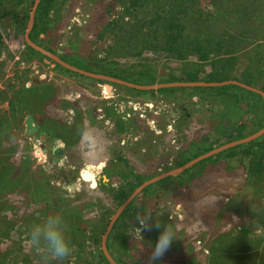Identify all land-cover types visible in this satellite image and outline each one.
<instances>
[{
	"label": "rangeland",
	"instance_id": "obj_1",
	"mask_svg": "<svg viewBox=\"0 0 264 264\" xmlns=\"http://www.w3.org/2000/svg\"><path fill=\"white\" fill-rule=\"evenodd\" d=\"M30 1L2 0V6L25 12ZM239 1L241 6L251 3L249 9L261 10L264 16V6L256 7L264 0H230L229 3ZM195 2L187 3L183 12L187 33L195 29L205 34L204 37L223 35L226 44L229 36H236L237 43L228 47L230 51L219 48L208 50L205 59L195 54L177 59L155 48L153 39L148 43L137 42L138 34L130 40L136 41L132 44L136 45L138 54L124 55L116 50L118 39L127 36L123 31L119 33L120 23L128 21L137 27L136 24L150 19V14L142 15L143 12L152 11L148 4L147 8L129 6V11L123 13L127 0H52L45 21L57 27L48 35L38 33L37 39L48 37L44 44L92 68L106 65L134 75L146 69L156 80L185 77L187 73L208 78L212 72H219L214 77L220 79L224 75L264 89V24L253 20L243 25L234 20L227 0ZM108 6H114L106 19L110 28L96 38L102 22L93 26L94 19L99 9ZM26 23L15 25L10 17L0 20V90L6 93L0 98V114L8 113L7 99L13 89L44 83L54 85L55 95L44 107L46 114L62 124L73 123L77 113L85 114L86 122L90 117L101 129L100 153L95 155L96 144L92 142L91 147H82L85 141L77 143L79 146H65L56 138V144L64 152L49 167L53 155L49 153V145L54 138L45 140L44 133L38 130L45 143L33 144L31 135L24 133L25 112L17 113V121L0 137V171L2 159L9 154L13 153L17 162L28 155L32 160L30 168L42 176L40 184L48 188L41 189L39 196H32L25 189L28 179H23L15 192L0 194V205H5L0 208V264H104L99 255L100 239L109 218L123 201L118 204L113 192L127 191L135 182L168 170L175 173L152 182L113 222L110 248L117 264H147L149 242H155L158 231L149 224L141 232L143 239L136 238L133 229L137 218L171 226L175 240L166 252L180 250L186 264L219 247L223 257L228 254L229 264L235 263L238 256L251 264H264V238L255 237L253 232L257 224L264 225V179L261 173L249 171L256 161L255 145L237 144L177 171L183 158L224 143L238 130L247 133L264 123L261 111L254 110L251 96L232 88L198 91L195 86L173 92L142 93L127 91L105 80L97 82L70 75L54 66L53 60L43 53L31 56L26 52L22 42ZM139 28L153 29L152 26ZM156 44L158 47L159 43ZM125 112L135 113L129 122L138 125L127 129L122 120L99 118L101 113L115 116ZM255 122L259 123L254 125ZM259 137L264 141V133ZM42 147L46 150L42 151ZM105 162L124 168V174L112 172L107 177L101 172ZM63 170L68 172L63 173L69 179L66 182ZM64 183H75V189L61 188ZM52 215L62 219L70 248L62 259L53 256L43 243L34 244L30 236L33 225ZM249 239H254L255 245L249 244ZM221 262L224 264L220 258ZM159 264H163L162 258Z\"/></svg>",
	"mask_w": 264,
	"mask_h": 264
},
{
	"label": "trees",
	"instance_id": "obj_2",
	"mask_svg": "<svg viewBox=\"0 0 264 264\" xmlns=\"http://www.w3.org/2000/svg\"><path fill=\"white\" fill-rule=\"evenodd\" d=\"M22 0H14V3H20ZM199 1V0H197ZM229 4V13L233 16L234 20H238L239 23H242L243 25L245 23H248L249 21H257L259 23L264 24V16H262L263 11H259L258 9L250 10L249 5L251 3L245 2L243 3V6H241V1L239 3H229L230 0H227ZM190 2H195V0H127V6L124 8L123 13H127L129 11L130 7H138V8H147L146 5L150 4V8H148L151 13H147L146 11L143 12L142 15H149L150 19L149 21L145 23H139L136 24L137 27L134 26V24H131L128 21H122L119 25V33L123 31L126 37L122 35L120 40L116 42V50L124 55H135L138 54V50L136 48V45H133V42L136 41H130L134 36L139 34V38L137 42L143 43V42H150L152 39L154 42V47L158 48L159 51H162L164 53H169L170 55H173L177 59H182L188 54H195L199 59H205L208 55V50L213 49H219L223 48L222 51H230L228 47L234 46L237 43V40L235 39L236 36H229L227 44L225 43V39L222 36H205V34L200 33L198 30L192 29L186 31L184 21L182 22L184 18V9L186 7V4H192ZM196 3V2H195ZM2 0H0V20L4 17H10L15 25L22 26L24 23L27 22L28 19V13L32 5V0L29 2V8H27V11H20L15 10L10 7H4L2 6ZM52 0H39L34 13H33V24L32 27L28 33L29 38L35 42L38 45L43 46L46 50L57 54L61 59L64 61L77 66L79 68L93 71V72H99L106 75L114 76L120 79H124L130 82L134 83H140V84H148V83H154V82H169V81H191V80H206V81H213V80H222V79H228L226 77L216 78L215 75H218L219 72H212L210 74V77L208 78H200L196 77L194 74H189L185 77H166L156 80L155 75L151 74L150 72L146 71V69L139 70L136 75L130 72H118L116 68L109 67V66H98L97 68H92L90 65L79 62L73 57L67 56L65 54L57 53L56 50L51 48V46H48L47 44H44L46 40L43 38V40H38L37 35L38 33H44L45 35L50 34L52 31H54L57 27V25H50L49 22H46V13L51 8ZM189 6V5H187ZM264 6V2L262 4L258 3L256 7H260L262 9ZM114 6H108L105 8L99 9L97 12V17L94 19L93 26L98 25L101 23L102 30L96 33V38L101 37L104 31H106L109 27V21H107V14L111 13V9H113ZM147 13V14H146ZM46 20V21H45ZM152 21V24H151ZM254 26L259 25L256 23H253ZM93 26H91L93 28ZM144 26H152L153 29H141ZM152 31V32H148ZM141 37V38H140ZM22 42L25 44V50L28 54L36 55L40 54L39 51H36L34 48L29 46L24 40ZM48 42L50 43L49 39ZM157 43H159V46L157 47ZM0 44H1V36H0ZM136 44V43H135ZM18 43H16V46L18 47ZM15 47V48H17ZM141 47V46H140ZM54 66L58 67L62 72L69 73L70 75H76L80 77H87L84 75H81L79 73L73 72L71 70H68L62 66H60L58 63L53 61ZM88 79H92L97 82H102V79H94L87 77ZM236 79V78H234ZM238 80V79H237ZM243 81V80H240ZM247 84L251 83L249 81H243ZM114 85L120 86L123 89L127 91H136V92H173L174 90H180L184 87L181 86H172V87H159L157 89H151V90H145V89H136L132 87H128L125 85H121L118 83H112ZM253 86V85H252ZM198 91H202L205 89H236L241 93H247L251 96L253 100V107L254 110L261 111V115L264 117V111H263V101L261 96L253 91H250L248 89H245L243 87H240L235 84H224V85H218V86H195L194 87ZM261 90L264 91L262 88ZM6 93L2 90H0V98H4ZM55 95V86L54 85H33L26 88H16L12 90V96L7 99L8 101V113H5V116H2L3 114H0V137L2 133L8 129V127L17 121L18 116L17 113L25 112L31 113L34 121L38 125L39 131L41 133H44V135L47 138H58L60 139L64 145H74L77 143L80 133H81V122L79 113L76 114L77 117L73 120L72 125L65 126L58 120L50 117L48 114H46L44 107L45 105L53 99ZM11 116V117H10ZM10 118V120L8 119ZM253 123L254 120L250 121V123ZM259 122H255L254 125L258 124ZM264 123L257 125L254 129H252L250 132L242 133L240 130H238L233 137L225 139L223 142H227L233 139L241 138L259 127H261ZM260 137L250 141L241 143L238 146H244L246 147L250 146L251 144H254L256 147V155H255V165L253 168H251L250 174H253L255 172L261 173L263 179H264V141L259 139ZM259 139V140H258ZM221 143V142H220ZM219 143V145H220ZM210 148H204L200 150L197 153H194L191 156L183 158L181 162H179V165L184 164L188 160L194 158L196 155L203 153ZM249 153L248 150H246V154ZM23 160H19V162L16 161L13 157V153L9 154L8 156L4 157L2 159L3 167L2 171H0V194L8 192H15L17 190V187H20V181L22 182L23 179H28L27 185H25V189L30 192V195L32 196H39L42 190L47 189L48 185L42 186L40 184V179L42 176H39V173L37 174L35 171H33L30 168V165L32 163L31 158L28 155L22 156ZM204 159L199 160L197 163L202 162ZM125 169H115V173L118 175H123ZM6 171V172H5ZM66 181L69 180L66 176ZM48 179V178H47ZM163 179V178H162ZM162 179H159L155 182H159ZM142 181L135 182V184L130 185L129 189L127 191H124L123 189L116 190L113 192V197L117 199L118 204L126 198L128 193L132 191V189L139 185ZM152 185H146L144 188L141 189L139 193H137L136 196L133 197V199L128 203L126 208L120 213L119 217H121L128 208H130L134 201L136 200L137 196H139L141 193H145L148 188ZM23 187V186H22ZM47 187V188H46ZM102 187L105 189L106 187L102 185ZM21 189V188H20ZM42 189V190H41ZM25 191V190H24ZM5 207V205H0V208ZM118 217V218H119ZM117 218V219H118ZM117 222V221H116ZM115 222V223H116ZM115 225V224H114ZM114 225L112 226V229L114 228ZM255 239V238H254ZM249 239V244L255 245V240ZM217 243V241H216ZM218 245V243H217ZM106 247L111 254V256L115 259L113 256V253L111 251L110 246V237L109 234L106 238ZM217 248V246H216ZM220 248V247H219ZM217 248V249H219ZM216 249V250H217ZM211 250L210 253L207 256H200L197 258L191 259L188 264H219V259L224 262V264H229L228 254L224 257L219 253V250ZM100 258L104 262V264H109V262L106 260L104 255L102 254L100 250ZM163 260V264H186V261H184L183 254L180 250L176 251L175 253L171 252H165L163 256L161 257ZM242 256H238L235 261V263L232 264H251L250 262L245 261L242 259ZM116 261V259H115ZM117 262V261H116ZM222 264V262H221ZM231 264V263H230ZM256 264V263H255ZM260 264V263H259Z\"/></svg>",
	"mask_w": 264,
	"mask_h": 264
},
{
	"label": "water",
	"instance_id": "obj_3",
	"mask_svg": "<svg viewBox=\"0 0 264 264\" xmlns=\"http://www.w3.org/2000/svg\"><path fill=\"white\" fill-rule=\"evenodd\" d=\"M39 0H33L31 8L29 10L28 13V19H27V23H26V27L23 33V39L24 41L31 46L32 48H34L36 51H39L41 53H43L45 56L51 58L54 62L58 63L60 66L71 70L73 72L79 73L81 75L90 77V78H94V79H102L108 82H112V83H118L121 85H125L128 87H132V88H136V89H145V90H151V89H157L159 87H172V86H181V87H193V86H218V85H224V84H235L238 85L240 87H243L245 89H248L250 91L256 92L258 93L263 101V111H264V91L261 90L260 88H257L255 86H252L250 84H247L243 81L234 79V78H228V79H222V80H213V81H206V80H191V81H169V82H154V83H148V84H140V83H134V82H130L124 79H120L114 76H110V75H106L103 73H99V72H93V71H89V70H85L82 68H79L77 66H74L66 61H64L63 59H61L57 54L52 53L48 50H46L43 46L36 44L35 42H33L29 36L28 33L32 27L33 24V13L35 10V7L37 5ZM23 123H24V133L26 135H31V141L33 144H38L39 143V137H38V127L34 122V118L32 116L31 113H27L24 118H23ZM264 133V124L259 127L258 129H256L255 131L241 137V138H237V139H233L227 142H224L220 145H217L214 148H210L209 150L195 156L194 158L190 159L189 161L185 162L184 164H182L177 171H181L184 168L190 166L191 164L215 153L221 150H224L228 147L237 145V144H241V143H245V142H250L256 138H258L260 135H262ZM54 142L51 145V151L54 153L51 157V162L48 163V166L51 167L55 162L58 161L59 156L63 154L64 149L60 146H58L56 144L57 139L54 138L53 139ZM42 151H45V148H41ZM34 152H37V149L34 148ZM176 171V172H177ZM175 172H172V170H168L165 171L163 173L157 174L156 176L144 180L142 181L119 205V207L115 210V212L113 213V215L109 218L105 229L103 231V234L101 236L100 239V250L102 252V254L104 255V257L106 258V260L109 262V264H117V262L115 261V259L111 256V254L109 253L107 247H106V238L107 235L109 234L113 222L115 221V219L118 217V215L120 214V212L123 210V208L129 203V201L137 194L138 191H140L143 187H145L146 185L164 177L167 175H172ZM74 187V183H66L61 185V188H68L70 190H72ZM60 192V190H59ZM70 192V191H69Z\"/></svg>",
	"mask_w": 264,
	"mask_h": 264
},
{
	"label": "clouds",
	"instance_id": "obj_4",
	"mask_svg": "<svg viewBox=\"0 0 264 264\" xmlns=\"http://www.w3.org/2000/svg\"><path fill=\"white\" fill-rule=\"evenodd\" d=\"M149 224L157 229L158 235L154 243L149 242L150 252L147 256V264H159L160 258L175 240L174 231L167 224L161 225L160 222H152L148 218H137L133 229L136 238L143 239L141 232ZM253 232L255 237L264 238V225L257 224ZM30 236L34 244L43 243L56 258L62 259L70 252L68 242L64 237L63 221L59 216H49L42 223L33 225Z\"/></svg>",
	"mask_w": 264,
	"mask_h": 264
},
{
	"label": "crops",
	"instance_id": "obj_5",
	"mask_svg": "<svg viewBox=\"0 0 264 264\" xmlns=\"http://www.w3.org/2000/svg\"><path fill=\"white\" fill-rule=\"evenodd\" d=\"M59 96H60V94H59ZM65 110H69L70 111V109L69 108H64ZM79 109H80V107H79ZM81 110V109H80ZM83 115L85 116V114H81V115H79V117H80V122H81V133H80V136H79V139H78V141H77V143L78 144H80V143H83V141H85L86 143H84V145H82V147L83 146H85V145H87V147H88V145H89V147H91L92 146V143L95 145L96 144V147H94V149H95V155H98L99 153H100V146H99V142H98V138H100V135H99V131L101 130L100 128H99V126H97L96 124H94L92 121H91V119H90V117H89V119H88V122H86L87 120H85V118L83 117ZM50 116V115H49ZM50 117H52V118H55V117H53L52 115L50 116ZM35 122V121H34ZM35 124H36V122H35ZM37 125V124H36ZM65 126H70V125H72V122H70L69 124L68 123H65L64 124ZM37 127H38V125H37ZM39 129V128H38ZM58 139V138H57ZM58 140H60V139H58ZM61 141V140H60ZM92 142V143H91ZM77 143H76V146H79V145H77ZM62 144H63V142H62ZM64 145V144H63ZM58 146H60V144H58ZM65 146H69V145H65ZM81 147V146H80ZM83 153V152H82ZM113 168H117V169H119L120 168V166H113ZM84 172L85 171H83L82 172V175L84 176ZM61 185H63V184H61ZM73 189H75V183H74V187H73ZM71 191V190H70ZM71 193V192H70ZM68 194H69V192H68Z\"/></svg>",
	"mask_w": 264,
	"mask_h": 264
},
{
	"label": "flooded vegetation",
	"instance_id": "obj_6",
	"mask_svg": "<svg viewBox=\"0 0 264 264\" xmlns=\"http://www.w3.org/2000/svg\"><path fill=\"white\" fill-rule=\"evenodd\" d=\"M102 115L101 116H99V118H102V117H105V119H110V120H113L114 122L115 121H119V120H122L123 121V123H124V126L127 128V129H129L130 128V125L131 126H135V125H138V124H135V123H130L129 121H130V117H134V114L135 113H131V114H129L128 112H125V113H118L117 115H115V116H108V115H106L105 113H101ZM186 115H188V113H186ZM139 116H140V114H139ZM114 122H112L113 124H114ZM122 123V124H123ZM119 124V123H118ZM39 130V129H38ZM40 132V131H39ZM39 137V136H38ZM44 139L46 140L47 139V137L44 135ZM44 139H42V137H39V142L40 143H42V144H44L45 143V141H44ZM43 148V147H42ZM46 150V149H45ZM50 152H52L51 151V146L49 145V153ZM54 154V153H53ZM51 157H52V155H51ZM189 161V160H188ZM124 169V168H123ZM66 172V170H63L61 173L63 174V173H65ZM101 172H103V173H105L106 175H107V177H110L111 176V173L112 172H115L114 171V168H113V164H111V163H108V162H105V164H104V166H102V170H101ZM66 173H68V172H66ZM65 176L66 175H64L63 174V177H64V182H66V178H65ZM65 184V183H64Z\"/></svg>",
	"mask_w": 264,
	"mask_h": 264
}]
</instances>
